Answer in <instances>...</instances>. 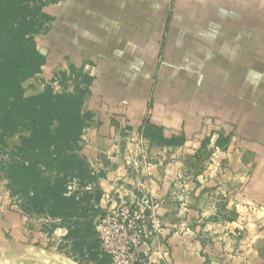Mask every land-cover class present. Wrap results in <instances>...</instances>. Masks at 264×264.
I'll return each instance as SVG.
<instances>
[{
    "label": "crops",
    "instance_id": "1",
    "mask_svg": "<svg viewBox=\"0 0 264 264\" xmlns=\"http://www.w3.org/2000/svg\"><path fill=\"white\" fill-rule=\"evenodd\" d=\"M43 14L25 97L83 99L104 205L152 204L164 227L140 264H264V0H55ZM18 217L0 186V257L59 264Z\"/></svg>",
    "mask_w": 264,
    "mask_h": 264
},
{
    "label": "rangeland",
    "instance_id": "2",
    "mask_svg": "<svg viewBox=\"0 0 264 264\" xmlns=\"http://www.w3.org/2000/svg\"><path fill=\"white\" fill-rule=\"evenodd\" d=\"M51 89L54 95L62 94ZM80 117L82 131L77 140L61 137L57 147L41 154L26 150L20 134H0L4 141L0 144V186L25 223V231L31 232L30 241L45 248L59 264H111L100 234L110 207L104 205L98 177L83 152L90 117L86 113ZM192 165L198 171V164ZM156 214L157 209L151 216L148 240L164 228ZM0 264L8 263L0 257Z\"/></svg>",
    "mask_w": 264,
    "mask_h": 264
},
{
    "label": "trees",
    "instance_id": "3",
    "mask_svg": "<svg viewBox=\"0 0 264 264\" xmlns=\"http://www.w3.org/2000/svg\"><path fill=\"white\" fill-rule=\"evenodd\" d=\"M52 1L0 0V134H20L26 150L37 154L57 147L61 137L77 140L82 131L81 97L48 88L27 98L23 89L45 63L35 37L46 25L43 7Z\"/></svg>",
    "mask_w": 264,
    "mask_h": 264
},
{
    "label": "built area",
    "instance_id": "4",
    "mask_svg": "<svg viewBox=\"0 0 264 264\" xmlns=\"http://www.w3.org/2000/svg\"><path fill=\"white\" fill-rule=\"evenodd\" d=\"M156 207L152 204L124 203L109 208L100 234L102 248L111 264H140L139 247L146 243L152 231L149 223Z\"/></svg>",
    "mask_w": 264,
    "mask_h": 264
}]
</instances>
